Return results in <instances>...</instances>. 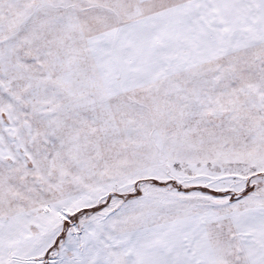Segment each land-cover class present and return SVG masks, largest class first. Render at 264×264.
<instances>
[{"label": "snow or ice", "instance_id": "obj_1", "mask_svg": "<svg viewBox=\"0 0 264 264\" xmlns=\"http://www.w3.org/2000/svg\"><path fill=\"white\" fill-rule=\"evenodd\" d=\"M0 264H264V0H0Z\"/></svg>", "mask_w": 264, "mask_h": 264}]
</instances>
